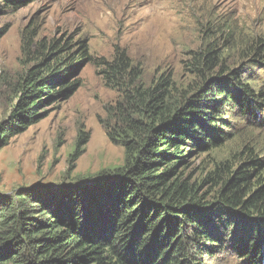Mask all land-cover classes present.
Wrapping results in <instances>:
<instances>
[{
    "label": "trees",
    "instance_id": "16d2710c",
    "mask_svg": "<svg viewBox=\"0 0 264 264\" xmlns=\"http://www.w3.org/2000/svg\"><path fill=\"white\" fill-rule=\"evenodd\" d=\"M0 1L16 9L27 0ZM26 43L35 64L15 85L0 149L71 98L80 87L72 76L92 63L119 96L101 124L124 148V164L64 189L24 187L0 197V264H206L234 238L241 259L264 264V159L246 147L236 168L220 164L203 180L218 187L210 200L180 172L189 147H222L223 105L254 120L264 115V92L223 65L217 42L191 55L200 82L191 96L165 77L146 86L119 48L107 60L93 58L87 40L40 41L34 51ZM263 54L259 41L250 64H264Z\"/></svg>",
    "mask_w": 264,
    "mask_h": 264
},
{
    "label": "rangeland",
    "instance_id": "374dc122",
    "mask_svg": "<svg viewBox=\"0 0 264 264\" xmlns=\"http://www.w3.org/2000/svg\"><path fill=\"white\" fill-rule=\"evenodd\" d=\"M65 40H87L95 59L109 60L118 48L125 50L141 68L146 86L165 77L189 96L200 84L190 68L191 55L217 42L223 65L264 92V64L249 61L259 41L264 43V0H27L16 9L0 1V135L10 119L15 85L35 64L26 42L34 51L40 41ZM71 81L80 85L71 98L50 107L42 121L0 149V197L24 187L64 189L123 166L124 148L110 142L101 124L118 93L104 84L92 63ZM221 114L228 124L221 127L222 147L199 152L191 146L180 168L184 179L202 186L199 197L207 200L218 187L203 180L220 164L236 168L241 164L237 155L246 147L264 159V115L254 120L224 105ZM78 143L81 156L71 171L69 159ZM237 242L228 239L206 264H247Z\"/></svg>",
    "mask_w": 264,
    "mask_h": 264
}]
</instances>
